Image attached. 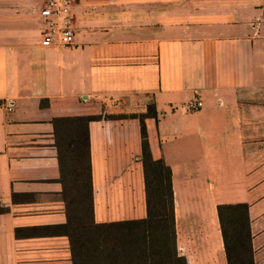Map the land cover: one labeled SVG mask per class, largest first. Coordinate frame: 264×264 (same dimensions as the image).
I'll return each mask as SVG.
<instances>
[{"label": "crops", "instance_id": "0c3cea01", "mask_svg": "<svg viewBox=\"0 0 264 264\" xmlns=\"http://www.w3.org/2000/svg\"><path fill=\"white\" fill-rule=\"evenodd\" d=\"M0 0V264H73L54 119L88 122L94 223L146 216L140 124L171 169L178 255L228 264L217 215L246 203L264 264V0H76L73 44ZM202 106L188 111L193 99Z\"/></svg>", "mask_w": 264, "mask_h": 264}, {"label": "trees", "instance_id": "16d2710c", "mask_svg": "<svg viewBox=\"0 0 264 264\" xmlns=\"http://www.w3.org/2000/svg\"><path fill=\"white\" fill-rule=\"evenodd\" d=\"M138 118L141 136L146 216L94 223L88 122L100 115L54 119L63 183L66 223L53 227L68 237L73 264H188L178 255L171 169L153 158L145 124L156 118L154 104ZM228 264H254L248 205L217 206Z\"/></svg>", "mask_w": 264, "mask_h": 264}, {"label": "built area", "instance_id": "2783aa9c", "mask_svg": "<svg viewBox=\"0 0 264 264\" xmlns=\"http://www.w3.org/2000/svg\"><path fill=\"white\" fill-rule=\"evenodd\" d=\"M76 0H41L38 14L41 20V40L43 46L69 47L73 44L75 34L74 14L72 6ZM202 102L195 98L184 108L195 111ZM0 107L11 110V106L0 100Z\"/></svg>", "mask_w": 264, "mask_h": 264}, {"label": "rangeland", "instance_id": "374dc122", "mask_svg": "<svg viewBox=\"0 0 264 264\" xmlns=\"http://www.w3.org/2000/svg\"><path fill=\"white\" fill-rule=\"evenodd\" d=\"M41 0H32L33 6H32V12L35 10L36 6L40 3ZM76 21V15H74V24Z\"/></svg>", "mask_w": 264, "mask_h": 264}]
</instances>
